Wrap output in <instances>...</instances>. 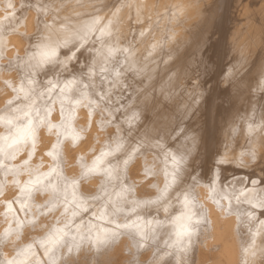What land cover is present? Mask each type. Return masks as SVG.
Here are the masks:
<instances>
[{
    "label": "bare ground",
    "instance_id": "6f19581e",
    "mask_svg": "<svg viewBox=\"0 0 264 264\" xmlns=\"http://www.w3.org/2000/svg\"><path fill=\"white\" fill-rule=\"evenodd\" d=\"M13 3L16 15L10 19L18 31L7 32L0 54V108L4 107L10 92L4 88L3 81H18L27 74V70H19L17 76L16 69L9 72L7 67L22 61L32 40L37 9L30 5L48 3L47 22L54 28L65 24L75 31L98 21L97 28L108 26L111 33L104 45L93 43L94 37L89 34L85 43L88 51L81 49L83 55L77 53L78 59L68 65L67 71L61 74L58 70L62 81L73 75L79 79L80 73H86L95 61V98L99 100L101 88L104 97L99 100L91 121L85 110L80 112L75 127L77 131L83 129V138L75 144L65 140L61 145L62 175L69 180L79 177L81 157L84 164L91 165L95 156L114 147L116 141H122L129 149L139 145L141 154L129 164L125 183L130 188V199L147 201L158 195L152 185L161 189L164 185L162 176L146 179L143 175L145 161L151 168L155 153L160 150L154 146L160 144L180 152L187 146L189 152L186 171L177 185L179 191L170 190L168 205L169 216L178 214L182 207L178 198L182 201L183 193H190L195 232L190 247L179 251V246H171L175 239L171 220L162 208L151 207L142 211L140 224L143 225L145 219L166 223L149 235L144 248L137 251L133 240L123 235L99 251L85 245L78 255L73 254V259L78 260V264H242L245 260L247 264H264V226H260L254 237L248 231L251 227L255 232L258 220L264 219L260 209H251L246 203L237 205L232 200L229 210L228 200L216 202L214 199L221 191L231 193L234 189L252 188L249 181L264 180V133L251 137L247 134L253 120L258 125L264 118V91L259 90L260 81L264 80V0H13ZM39 19L43 21L45 17L40 15ZM0 21L4 26L9 24L2 17ZM40 28L43 29V23ZM108 48L115 50V56L104 59ZM113 68L120 71L119 77L115 76ZM33 79L43 81L45 74L41 72ZM84 79L87 81V76ZM53 116L57 118L54 122H58V114L54 112ZM234 127L240 131L232 136ZM55 141V135L49 136L42 130L29 167L42 162L40 170L47 172L53 161L44 153ZM249 150L255 151V161L242 157L241 154ZM26 159L27 150L15 161L6 163L18 166ZM220 159L225 163L217 164ZM188 173L196 179H189ZM214 174L218 176L213 193L208 184ZM11 179L9 177L0 196V236L9 224L15 228L13 214L9 213L7 220L2 215L6 202L18 195ZM19 179L23 182L27 177ZM0 180H3L2 172ZM221 182L228 186L221 189ZM102 185L115 199L114 189L99 177L84 180L75 189L68 188L69 200L73 191L77 199L87 198L89 212L82 213L86 222L99 209V202L93 197L104 195ZM261 187L264 185H255L257 189ZM48 200L47 195L37 196L35 204L44 205ZM28 204L32 207L33 202ZM58 204L50 212L46 207L41 208L47 215L35 216L36 229H24L21 246L41 238L46 228L62 219L63 197ZM14 208L18 210L19 205ZM68 210L71 213L72 204L68 205ZM237 211L242 221L247 222L245 211L253 212L257 221L246 227L245 223L238 222ZM17 214L26 223L34 218L32 212L27 216L22 212ZM115 219L121 224L124 222L123 214ZM12 239L14 241L15 237ZM249 246V253L244 254L243 249ZM14 248V243L0 240V258H11Z\"/></svg>",
    "mask_w": 264,
    "mask_h": 264
},
{
    "label": "snow or ice",
    "instance_id": "6c2138e0",
    "mask_svg": "<svg viewBox=\"0 0 264 264\" xmlns=\"http://www.w3.org/2000/svg\"><path fill=\"white\" fill-rule=\"evenodd\" d=\"M30 7L37 9V25L32 33V40L29 42L28 48L25 49L26 55L22 61L7 67L9 72L16 69L17 76L20 75L19 70H27V74L18 81L7 79L3 81L4 88L10 92L4 101V107L0 108V129H2L0 131V172L3 173V180H0V196L3 195V189L8 185L9 177L12 178L11 184L17 189L18 195L13 200L6 202L5 211L2 213L6 220L9 213L13 214L12 220L15 228L9 224L0 236V240L15 244L14 254L11 258H0V264H78V260L73 259V254L78 255L85 245L89 249L99 251L106 249L115 242L116 238L123 235L132 239L139 251L146 246L144 241L149 238V235L154 234L157 228L164 227L166 223L161 220L153 222L145 219L144 224H140L142 211L151 207H156L157 210L163 209L165 216L171 220L172 235L175 237L171 241V246H179V251H185L186 246H191L192 237L195 234L192 228L193 201L190 199V193L184 192L183 200L180 201L178 198V202L182 205L181 209L178 210V214L174 213L171 216H169L168 201L171 199L169 195L171 189L176 188L179 191L177 185L181 183L182 173L186 171V158L189 155L187 146H185L184 152H180L179 149L172 151L160 144L154 146L160 150L155 153L151 168L147 167V161H145L146 170L143 175L146 179L150 176H162L164 185L162 189L158 185H152L156 188L158 195L147 201L130 199L128 195L130 188L125 183L129 164L138 157V154H141L139 145L129 149L122 141H116L114 147H110L107 151H101L98 156H95L91 165L84 164L81 157L82 170L79 177L69 180L68 177L62 175L61 145L65 140H70L75 144L83 138L81 134L83 129L77 131L75 127L80 112L85 110L87 118L91 121L95 108L99 107V100H103L104 97L103 88H101L99 100L95 98L97 95L94 82L97 76L95 61L89 65L86 73L83 71L80 73L79 79L73 75L62 81L58 70L61 74L67 71L68 65L78 59L77 53L83 55L81 49L88 51L85 48V43L89 34L94 37L93 43L104 45L105 38L110 37L111 33L108 31V26L97 28L98 21L86 24L83 28L75 31L69 29L65 24L54 28L47 22V10L50 7L48 3H38L30 5ZM15 15L16 5L13 0H0V17L9 21L8 26H4L0 21V54H2L7 32L18 31L10 19V17L15 18ZM40 15L45 17L43 21H40ZM40 23H43V29L40 28ZM62 49H67V51L62 52ZM114 56L115 50L108 48L104 59H111ZM112 71L116 77L120 76L118 69L113 68ZM41 72L45 74L43 81L33 79ZM48 76L51 78H47ZM85 76H87V81L84 79ZM103 78L104 74L101 73V79L103 80ZM37 84L41 86L37 87ZM259 90L264 91V80L260 81ZM54 112L58 114V122H54L57 119L53 116ZM253 125H255V120L247 128V134L250 137L264 133V118L260 124L255 127ZM42 130L46 131L49 136L55 135L56 137L50 150L44 153L53 161L47 172L40 170L43 167L42 162L34 168L29 167L41 139ZM239 131L238 127H234L231 130V135L235 136ZM225 147L227 148V145ZM26 150L27 159L22 164L9 166L6 163V161H15L18 155ZM241 155L242 157L247 156L253 161L256 159V153L253 150ZM223 163H225L224 159L217 161V164ZM192 171L194 173L196 170ZM20 176H26L27 179L22 182L19 179ZM216 176L218 174H214V178L208 184L209 191L213 193L216 192L213 187ZM94 177L106 181L114 189L115 199L107 194L102 185L101 191L104 192V195L93 197L99 202V209L94 211L86 222L82 213L89 212V208L86 206L87 198L81 196L78 198V202L77 194L73 191L72 199L69 200L67 192L69 186L75 189L82 181ZM188 178L196 179L192 173H188ZM241 183L243 182L241 181ZM249 184H252L253 187L240 188L238 191L234 189L231 193L221 191L214 199L216 202L221 199L228 200L229 210L232 209V200H235L237 205L246 203L251 209H260V215L264 217V187L255 188L256 184L264 185V180L249 181ZM227 186L221 182V189ZM192 187L194 189L195 185ZM116 188H119V191H115ZM249 193L252 195L250 196ZM42 195H47L49 200L44 205H36L37 196ZM61 197L64 200V208L60 213L62 219H57L55 225L46 228L41 238L21 246L19 242L24 229L26 227L36 229L38 225L35 216L47 215V212L41 211V208L46 207L49 212L53 211L59 206L58 201ZM29 201L33 202L32 207H29ZM16 204L19 205L18 210L14 208ZM69 204L73 206L71 213L68 210ZM127 205H130V208H126ZM77 208L80 209L79 212L76 211ZM17 212H22L25 216L32 212L34 218L26 223L19 218ZM121 214L124 219L122 224L115 219ZM243 215L247 217V222L241 220L237 211L238 222L245 223L246 227L249 223L257 221V217L251 211H245ZM78 216L79 220H77ZM95 221H99V223H95ZM196 223L199 224L200 221L197 220ZM260 226H264V219L258 220L255 232L251 227H248L249 233L253 237L256 236L260 231ZM13 236L15 237L14 241ZM250 247L243 249L244 254L249 253ZM242 264H247V261H243Z\"/></svg>",
    "mask_w": 264,
    "mask_h": 264
}]
</instances>
